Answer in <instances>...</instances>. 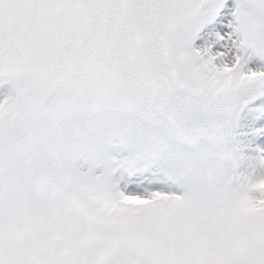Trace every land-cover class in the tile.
I'll return each instance as SVG.
<instances>
[{"label": "snow or ice", "instance_id": "snow-or-ice-1", "mask_svg": "<svg viewBox=\"0 0 264 264\" xmlns=\"http://www.w3.org/2000/svg\"><path fill=\"white\" fill-rule=\"evenodd\" d=\"M0 264H264V0H0Z\"/></svg>", "mask_w": 264, "mask_h": 264}]
</instances>
